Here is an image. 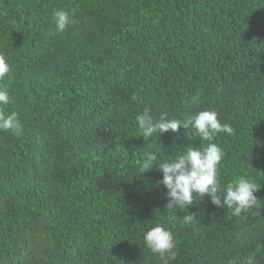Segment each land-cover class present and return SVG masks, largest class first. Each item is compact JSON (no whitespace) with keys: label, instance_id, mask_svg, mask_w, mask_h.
Returning <instances> with one entry per match:
<instances>
[{"label":"trees","instance_id":"16d2710c","mask_svg":"<svg viewBox=\"0 0 264 264\" xmlns=\"http://www.w3.org/2000/svg\"><path fill=\"white\" fill-rule=\"evenodd\" d=\"M74 23L56 30L53 12ZM0 53L22 135L0 132V264H162L144 244L161 225L170 264H264V0H0ZM215 110L221 189L259 188L240 216L208 196L166 210L162 173L201 147L195 129L144 137L136 115ZM207 142L205 141L204 144Z\"/></svg>","mask_w":264,"mask_h":264},{"label":"clouds","instance_id":"9594fccd","mask_svg":"<svg viewBox=\"0 0 264 264\" xmlns=\"http://www.w3.org/2000/svg\"><path fill=\"white\" fill-rule=\"evenodd\" d=\"M53 21L59 33L64 32L74 23L73 15L64 10L53 12ZM10 68L5 56L0 53V81L9 73ZM11 103L7 86L0 85V132L22 135L23 125L16 112L7 113L3 105ZM138 127L144 137H152L155 133L176 132L180 127L195 129L193 135H198L202 141L201 147H188L174 159L157 163L155 153H145L141 160L140 172L147 173L153 168L162 173V179L157 183L167 190L166 210H185L184 223L195 220V214H187L194 198L210 197L211 203L218 208H227L231 215L240 216L257 204L255 193L260 187L247 176H239L221 189L219 180V165L224 153L221 147L213 142L218 133L233 134V129L226 123H221L215 110L200 111L186 120L169 119L161 115L155 119L150 115V109L145 108L136 115ZM207 142L204 144V142ZM144 244L157 254L162 264H170L176 260L177 250L171 231L161 225L151 227L144 233Z\"/></svg>","mask_w":264,"mask_h":264}]
</instances>
